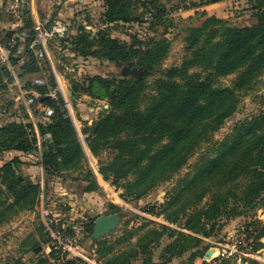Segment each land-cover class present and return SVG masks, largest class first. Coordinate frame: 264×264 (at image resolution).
<instances>
[{"label":"trees","instance_id":"16d2710c","mask_svg":"<svg viewBox=\"0 0 264 264\" xmlns=\"http://www.w3.org/2000/svg\"><path fill=\"white\" fill-rule=\"evenodd\" d=\"M216 1L201 0V3L210 5ZM257 4L261 12L264 0H258ZM105 7L103 25L138 23L150 14L152 28L164 27L163 34L145 46L137 40L130 45L113 37L107 29L94 34L80 26L77 34L52 40L49 45L58 54L68 50L75 58H95L121 69L124 66L145 69L142 79L96 75L84 82L75 79L70 82L73 94L70 103L74 107L83 95L110 104L109 109L82 129V134L89 152L99 159L100 173H106L116 187L140 200L182 169L195 149L210 141L237 113L240 94L252 89L264 74V22L259 16L255 25L236 27L222 19L209 18L200 27H190L184 38L188 54L184 63L164 70L171 49L166 35L176 25L160 0H105ZM138 7L143 13L137 14ZM7 16L15 25L22 23L15 27L12 36L3 31L6 41H16L11 63L19 68L18 80L30 92L29 96L39 95L35 104L51 107L54 113L48 120L40 118L37 122L40 135H51L43 141L41 149L37 147L35 126L27 108L21 120L0 124V156L11 151L26 157L40 155L44 173L50 177L80 171L88 158L87 152L62 96L46 98L54 91L50 81L56 79L49 57L45 53L42 58L36 54L35 49L41 46L31 48L38 37L31 8L29 4L25 6L19 18ZM63 63L60 68L54 63L59 74L66 73L67 64ZM192 69L200 71L191 72ZM237 72L240 74L232 86L218 84L220 79ZM158 74L160 77L151 87L149 77ZM38 75L45 78H37ZM36 79L45 83L36 84ZM14 83L12 73L1 67L0 90L9 89ZM151 88L154 93L148 92ZM105 154L110 156L108 162L104 161ZM24 164L22 157H15L0 167L1 184L5 186L0 191L6 194L4 200L0 196V226L10 215L32 211L40 205L42 187L40 182L22 175ZM131 176L133 180L129 181ZM85 180L92 183L84 192L98 189L92 171H88ZM207 196L210 202L202 205ZM259 207L264 208V115L236 127L235 134L219 145L217 156L204 158L194 174L183 180L177 194L162 205L161 214L178 229L166 225L149 228L135 242L130 241L133 232L127 230L114 242L103 239L94 240V244L105 251V256H110L105 264H135L141 260L142 264H158L153 261L152 251L168 236L173 242L166 248L169 254L166 263L190 253L191 264H195L196 259L205 257L209 251L208 247L200 249L204 239L221 229L224 218H235L247 209ZM110 208L109 215L119 211L114 205ZM148 212L160 215L154 207ZM95 219H88L89 236ZM42 229L46 231L44 225ZM244 233L253 252L264 249V221L247 224ZM126 239L128 246L118 250L117 246L124 245ZM47 242L49 245L50 238ZM39 245L34 241L29 252L36 253ZM50 256L56 260L63 258V264H83L80 259L65 260V255H56L54 251ZM237 258L242 264H260L236 255L226 258L224 263L230 264ZM41 263L52 264L46 259Z\"/></svg>","mask_w":264,"mask_h":264},{"label":"rangeland","instance_id":"374dc122","mask_svg":"<svg viewBox=\"0 0 264 264\" xmlns=\"http://www.w3.org/2000/svg\"><path fill=\"white\" fill-rule=\"evenodd\" d=\"M4 1L2 0L3 3ZM64 1L43 0L40 3L39 0L38 13L42 23L47 21H63L67 23L69 33L66 38L77 34L76 29L78 27L85 26L87 30L92 31L94 34L99 30L107 29L113 37L120 39L122 42L131 45L136 43L135 41L137 40V42L141 41L143 46H145L153 39L160 38L164 31L162 26L152 28L150 20L145 19L138 23L103 25L101 17L106 10L105 0H86V2L74 0L75 2L70 4L72 10L67 12V14L64 11L62 12ZM257 2L258 0H218L210 5H202L201 0H160V3L168 13V18L173 20L176 25L166 35L171 41V49L163 64L164 70L174 66H181L184 63L188 55L185 50L184 38L186 31L190 27H200L209 18L222 19L229 25L236 27L255 25L258 23L259 16H261ZM141 13H143V9L138 7L137 14ZM1 15L9 19L5 13H1ZM50 52L51 59L59 68L63 62V65H71L74 68L72 73L61 74L67 94L68 91H71L70 82L72 79L84 82L87 77L96 75L103 77L121 76V68L114 63L95 58L87 60L75 58L74 54L68 50L59 54L51 49ZM63 58L66 60L63 61ZM195 70L200 71V69H192L191 72ZM16 73H19L18 67L16 68ZM61 73L63 72L61 71ZM239 74L240 72H237L222 78L218 84L225 87L232 86ZM41 77L45 78L43 75L37 76V78ZM159 77V74L149 77L148 82L151 87L153 86V81ZM21 88L23 87L20 83L17 85L13 84L7 90H0V120H3L4 123L12 120H21L25 113L24 110L28 108L25 101L20 98ZM148 92L154 93L152 88ZM17 97L19 98L17 99ZM26 98L28 97L26 96ZM68 99L70 101L69 96ZM240 101L241 104L237 113L227 120L219 132L211 136L210 141L195 149L182 169L140 200L129 196L127 190L116 187L112 180L108 179L106 173H100L101 165L99 164V159L90 152L87 154L88 158L82 170L65 173L62 177L46 175L41 156L31 155L30 160L25 166H22L21 173L24 177H30L35 183L40 182L42 187L40 205L32 211L10 215L7 222L0 226V264H43L41 261L45 259L52 264H62L61 258L56 260L50 256L47 244L49 235L46 234L47 231L42 229L43 211L51 213L52 217H61L66 221H82L87 231L86 225L89 222V217L96 218L102 214L109 215L110 210H112L110 205H114L118 208V212L122 211L124 213V218L116 232L105 238L109 239L110 242H114L127 230L133 232L134 237L130 241L135 242L149 228H160L166 225L173 229H178L176 224L166 221L165 214H161L162 205L177 194V188L183 183L185 178L194 174L204 158L217 156L219 145L235 134L236 127L255 117L264 115V74L258 78L252 89L240 94ZM109 105L106 100H93L86 95H83L77 101L75 107L70 105L83 144H86V142L82 129L91 125L103 110L109 109ZM29 108L33 116L31 122H38L41 118L43 106L34 104ZM36 111L38 113H35ZM109 160L110 156L105 154L104 161L108 162ZM88 171H92L98 185V189L94 192H84V188L91 186L92 183L91 180H85ZM131 180H133L132 176L129 178V181ZM46 183L47 186L45 185ZM4 189L5 186L1 184L0 180V190L4 191ZM1 191V200H4L6 199V194ZM209 202L210 196H207L202 205H206ZM234 204L238 205L237 201ZM153 207L155 212L160 213V215L148 212ZM254 221H264V208L247 209L241 216L231 219L224 218L220 223L222 225L221 229L216 230L212 237L205 238L200 248L215 249L212 258L209 260H205L204 257L198 258L195 264H227L224 261L230 256H219V252L222 253L223 247L233 250L234 253L231 256L251 258L257 260L260 264H264V249H260L256 253L253 252L251 242L247 240V236L244 233L247 224ZM34 241L35 243L37 241L40 243L37 246L36 253L29 252ZM128 242L129 239H126L124 245H118V250L121 247L125 248L128 246ZM172 242L173 238L165 236L161 245L152 251L153 261L158 264H191L190 253L175 257L169 263H166L169 257V254L166 253V248ZM82 247L86 258V260H81L83 264H105L106 259L110 257L105 256V251L99 250V247L94 244L92 237L89 236L88 231L82 241ZM237 259L232 260L230 264L243 263L239 258ZM142 263L143 261L141 260L135 264Z\"/></svg>","mask_w":264,"mask_h":264},{"label":"built area","instance_id":"2783aa9c","mask_svg":"<svg viewBox=\"0 0 264 264\" xmlns=\"http://www.w3.org/2000/svg\"><path fill=\"white\" fill-rule=\"evenodd\" d=\"M28 4L30 5V0H5L2 5V10L3 13L9 16L19 18L22 9ZM150 18L151 15L148 14L145 17V20H150ZM16 26H22V23L18 22ZM35 26L38 37L31 45V48L34 49L36 46H41L40 49H35L36 54L42 58L45 53L49 57L56 79V88H54V91H52L48 96L57 98L58 94H60L65 101L66 107L69 110L71 108V103L68 99V94L65 91L61 74H59V72L56 70L53 60L51 59V56L49 55L47 50V46L50 44V41L55 39H64L68 36V24L63 21H55L52 23H49V21H47L45 23L41 22L35 24ZM15 45V40L12 39L10 41H6L4 39L3 31L0 29V68L6 67L12 73L15 79L14 85H17L20 84V82L17 77L16 68L11 63V56L13 53L12 51ZM64 68L66 73H72L74 71V68L71 65H64ZM35 83L43 85L45 81L42 79H36ZM20 92V98L25 101L26 106L28 107V112L33 118L29 107L35 104L36 98H38L39 95L36 93H32L31 96H29L30 92L23 88H21ZM26 96L28 98H26ZM53 113V108L45 106L42 109L41 118L43 119V121H46L53 115ZM33 124L35 126V133L37 136V147L41 149L43 141L45 139H50L51 135H40L37 128V122H33ZM42 221L50 238V243L48 245V249L50 252L54 251L56 255L60 256L65 255L66 260H86L85 251L82 247V241L84 240L85 235H87V232L85 224L82 221H66L61 217H52L51 213L46 211L42 212ZM233 253V250L223 247L222 253L219 252V256L223 255L229 257L233 255ZM63 260L64 259L62 258V264L64 263Z\"/></svg>","mask_w":264,"mask_h":264},{"label":"water","instance_id":"95a60500","mask_svg":"<svg viewBox=\"0 0 264 264\" xmlns=\"http://www.w3.org/2000/svg\"><path fill=\"white\" fill-rule=\"evenodd\" d=\"M261 19H262V22H264V9L261 11ZM7 35L12 36L13 31H11V30L7 31ZM144 74H145V69L142 67L131 68L129 66H124L120 72V75L122 77H132L135 79H142L144 77ZM50 86L52 89L56 88V82L54 80L50 81ZM72 95H73L72 92L68 91V96L72 97ZM46 98L49 99L50 97L48 96ZM69 114H70L73 122L75 123V126L77 127L76 121H75V118H74V115L72 113L71 108L69 109ZM77 130H78V128H77ZM79 135H80V133H79ZM83 146H84V148L88 154L89 150L87 148V145L84 143ZM123 218H124V213L122 211L117 212V213L115 212L114 214H111V215L102 214V215L96 217V219L94 221V230H93L92 235H90V236L95 241H99V240H102V239H105V238L111 236L114 232H116L118 227L121 225ZM214 250L215 249H210L207 252V254L205 255L204 259L205 260L211 259Z\"/></svg>","mask_w":264,"mask_h":264},{"label":"crops","instance_id":"0c3cea01","mask_svg":"<svg viewBox=\"0 0 264 264\" xmlns=\"http://www.w3.org/2000/svg\"><path fill=\"white\" fill-rule=\"evenodd\" d=\"M86 2V0H80V2ZM43 0H40V3H42ZM75 1L74 0H65L63 3V10L64 13L67 14V12L71 11V6L70 4H73ZM2 0H0V29L2 31H13L14 29H16L15 27H17L15 24L11 23L9 19H6L4 15H1V13L3 14V10H2ZM39 0H30V8L32 11V15L34 18V22L35 24L41 23L42 20L40 18V15L38 13V7L40 5ZM61 4V3H60ZM61 16V15H60ZM47 50L49 55L51 56V52H50V46H47ZM19 97H17L18 99ZM13 118V117H12ZM91 122V121H90ZM3 120H0V124H3ZM15 157H22V160L24 163H27L30 159L29 157L24 156V154L20 153V152H16V151H11V152H6L4 154L1 155L0 158V167H2L7 161L12 160ZM25 166V164L23 165Z\"/></svg>","mask_w":264,"mask_h":264}]
</instances>
